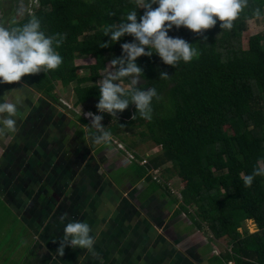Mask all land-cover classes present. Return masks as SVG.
I'll list each match as a JSON object with an SVG mask.
<instances>
[{
    "label": "trees",
    "instance_id": "1",
    "mask_svg": "<svg viewBox=\"0 0 264 264\" xmlns=\"http://www.w3.org/2000/svg\"><path fill=\"white\" fill-rule=\"evenodd\" d=\"M256 8L264 14V0H249V7L230 31L222 30L219 20L203 36L173 27L168 35L193 45L199 58L187 64L181 61L177 67L164 64L155 53L138 58L143 69L140 86L155 88L159 96L151 105L152 119H142L135 105H130L117 119L105 113L102 121L111 134L109 142L126 143L129 149L138 142L159 147L158 153L147 157V165L134 163L137 170L131 181L143 180L152 190L162 189L178 203L177 213H186L194 226L207 230L214 239H228L230 249L221 264H264V177H256L250 188L241 178V173L252 174L264 159V29L249 38L248 48L243 44L248 22L260 20L253 16ZM132 10L137 11L138 21L146 11L137 8L134 0H38L37 5L31 0H0V26H22L34 16L46 35H63V44L55 49L63 59L61 66L27 81L53 97L57 83L65 91L72 87L74 110L100 115L97 83L111 59L122 56L121 45L134 42V37L125 35L112 43L103 29L121 23ZM13 12L17 18L8 25ZM102 43L110 46L103 48ZM78 58H92L94 63L79 67ZM80 70L86 74L80 76ZM161 72L169 79L161 80ZM90 129L95 141L100 132ZM131 136L138 140L128 139ZM134 155L138 160L145 157ZM162 167L163 183L152 181L149 169ZM172 177L183 183L180 202L177 192L168 188ZM248 220L256 224L257 232H239Z\"/></svg>",
    "mask_w": 264,
    "mask_h": 264
},
{
    "label": "crops",
    "instance_id": "2",
    "mask_svg": "<svg viewBox=\"0 0 264 264\" xmlns=\"http://www.w3.org/2000/svg\"><path fill=\"white\" fill-rule=\"evenodd\" d=\"M42 94L44 100L28 108L33 115L27 118L26 131L14 142L13 135L0 139V201L33 238L21 264H221L223 239L198 229L186 213H177L176 204L174 215L164 211L162 189L143 186V180L132 182L133 173L114 182V172L127 167L117 163L125 152L107 146L109 141L96 144L84 115L85 123L77 119L84 134L71 129V123H78L72 113L80 115L82 109H60L57 90L54 98ZM53 118L57 123L48 124ZM141 187L142 193L131 195ZM73 221L89 224L95 240L92 251L66 246L63 257L55 256L66 224Z\"/></svg>",
    "mask_w": 264,
    "mask_h": 264
},
{
    "label": "clouds",
    "instance_id": "3",
    "mask_svg": "<svg viewBox=\"0 0 264 264\" xmlns=\"http://www.w3.org/2000/svg\"><path fill=\"white\" fill-rule=\"evenodd\" d=\"M139 9H145L143 16H137V11H130L121 23L108 24L104 27L105 36H110L111 42L116 43L125 35L134 37V42L121 45L122 56L113 58L105 68V74L98 81L100 90L99 102L96 105L100 115L87 113L91 121L90 127L100 132L95 137V143L110 141L111 134L102 125L103 114L117 119L122 113L135 105L137 113L145 120L152 119L153 99H159L153 87L142 88L141 77L143 69L138 66L137 59L142 56L151 57L157 54L164 64L177 67L181 61L190 63L199 58V51L180 37H170L168 33L173 27L191 30L195 34L204 35L206 30L220 22L222 30H232L234 23L241 18L242 13L249 7V0H134ZM153 5L158 7L153 8ZM256 19H264L260 8L253 12ZM65 37L60 34L46 35L41 29L40 20L31 17L22 26L11 29L0 26V83H20L22 77L41 72L57 70L63 63L59 48ZM205 41L207 37H204ZM102 43L101 47H109ZM148 49V51H146ZM161 80L169 79L166 72H161ZM127 81V84L125 82ZM22 87L6 93L0 98V139L9 133L17 131L15 119L19 107L24 104ZM17 93L15 97L10 93ZM66 107L62 99L58 100ZM19 106V107H18ZM136 119V115L132 117ZM123 127V126H122ZM146 156V155H145ZM256 177H264V159L257 162L252 174L241 173L244 186L250 188ZM63 219V218H62ZM88 223L73 221L66 224L60 247L55 256L63 257L65 247L83 248L92 251L95 244L90 235Z\"/></svg>",
    "mask_w": 264,
    "mask_h": 264
},
{
    "label": "rangeland",
    "instance_id": "4",
    "mask_svg": "<svg viewBox=\"0 0 264 264\" xmlns=\"http://www.w3.org/2000/svg\"><path fill=\"white\" fill-rule=\"evenodd\" d=\"M33 1L35 2V0H31V3ZM23 3H22V5H23ZM13 6L15 9H17L19 7V5L17 3H15ZM8 7H9V5H8ZM12 8L13 7H10V9H12ZM16 13L17 12H13V15L9 16V22L8 23H11V24L15 23V20L17 18L15 16ZM2 16L4 17V14H2ZM0 19H1V17H0ZM263 29H264V19L249 21L248 26H247V30L245 32V36L243 39L244 48H248L249 38L251 36L257 34V33H260L261 31H263ZM92 63H94V60L89 59V58H78L76 60V65H78L79 67L86 66V65H89ZM85 74H86L85 70L79 71L80 76H84ZM104 74H105V71L103 72V75ZM30 76H32V75H30ZM30 76H26V77L28 78ZM27 78L22 77L21 82L16 83V84L0 83V98H2L8 92L22 87L24 84L28 85L23 89V95L25 97L24 104L26 105V107H19L18 106L19 110H18V113L15 117V119L17 120V125H16L17 131L15 133H9L8 134L11 136L13 135L11 138L12 142L17 140V138L19 137V133H21L22 131H26V129H27V126L29 123L27 118H29L30 116L33 115L32 111H28V108L33 109L35 104H37L40 100H44L43 94L41 96V93L38 94L37 91L35 92V99L33 98L32 91H34V89H33V86L27 81ZM57 85H58V87H57L58 100L63 98L69 102L70 106H74V95L72 92L73 88L68 87V90L65 91L64 88L60 85V83H57ZM5 90H6V93H5ZM11 94H17V93L13 92V93H10V95ZM58 106L60 109L64 108L59 104H58ZM66 108H68V107H66ZM66 110L69 113L73 112V111L68 110V109H66ZM79 112H80V115H78V114L74 115L72 113V115L75 116L76 123L78 122L77 119H79L85 123L86 121L84 120L82 115H84V117L86 118V116H87L86 114L88 112H86L84 110H81V111L79 110ZM20 113L22 115H19ZM77 113H78V111H77ZM42 116H44V113ZM87 119H89V118H87ZM50 121L54 122V124L57 123L55 118L48 119V121H47L48 124ZM56 126H57L56 128L58 129L57 124H56ZM70 128L71 129L76 128L81 134H84L85 129L83 128V126L81 124H79V122L77 123V127H75V125L73 123H71ZM40 130H44V127H42V129H40ZM76 135L78 136L77 133H76ZM79 139L84 141V138L79 137ZM128 139L138 140V136H131ZM108 145L110 147H113L115 144L112 142H109V143H107V146ZM133 150L135 151V153L139 154L140 156L147 155V157H149L150 155L158 153L159 147L154 146L151 142H145V143L138 142L137 147H135ZM117 163L122 164V165L127 166V167L119 168L114 172L113 181L116 183L121 182L122 181L121 179L129 177L132 173H135L137 170V168L134 164L131 165L129 163H125L124 160H122V159L119 160ZM163 169H164V167L160 168V177H161L162 181L165 180V176H166V174L164 175ZM181 182L182 181H180L179 178H177V177L173 178L172 177L167 183L169 191L177 192L176 197L178 198L177 199L178 202H180V200H181V195L179 193L180 189L183 186V183H181ZM123 192H125V191H123ZM146 197H147V195H146ZM163 197L167 201V203L164 206L166 208L164 211L171 212V216L174 215L175 210H176L175 204L178 205V203H176V201L173 200V198H169L165 195ZM149 198L150 197L148 196L147 199H149ZM0 213H1V216H0L1 217L0 218V259H2L4 256H6V258L4 259V261H2L1 264H21L20 260L23 258L25 259V257H23V255L24 254H25V256L28 255V250H29V247L31 246L33 238L31 236V234L25 229L23 224L20 221H18V219H16V217L13 216L9 210H5L1 201H0ZM190 220H192V219H190ZM238 230L241 233H243L245 230H248L250 233H255L258 231L256 224H254L253 221H249V220L244 222L242 224V227L239 228ZM228 241H229L228 239L224 238L222 240L223 244L220 242H218V243L224 245V247L227 251L230 249L228 247ZM17 250H18L17 255H16L17 261H14V260H12V256ZM210 250H211L210 246L208 248H205V251H210ZM219 252H220V249H217V253H219Z\"/></svg>",
    "mask_w": 264,
    "mask_h": 264
},
{
    "label": "built area",
    "instance_id": "5",
    "mask_svg": "<svg viewBox=\"0 0 264 264\" xmlns=\"http://www.w3.org/2000/svg\"><path fill=\"white\" fill-rule=\"evenodd\" d=\"M33 3H35V4H37L38 3V0H35V2L33 1L32 2V5H33ZM30 14H34V10L33 9H31L30 10ZM62 102H63V104L66 106V107H68L69 109H71L72 107L68 104V103H66L64 100H62ZM87 117V116H86ZM88 118V117H87ZM115 145H116V148L118 149V150H120V151H123V152H125V157H124V162H126V163H129V164H139L140 166H145V165H147V163H148V161H147V155L145 156V157H143V158H141V159H137L136 157H135V151H130L128 148H127V146L124 144V143H122V142H120V141H114L113 142ZM148 173H149V175L151 176V179H152V181H155V182H157V183H163V181L161 180V177H160V168H151V169H149V171H148ZM175 194V193H174ZM177 194V193H176ZM175 194V195H176Z\"/></svg>",
    "mask_w": 264,
    "mask_h": 264
},
{
    "label": "flooded vegetation",
    "instance_id": "6",
    "mask_svg": "<svg viewBox=\"0 0 264 264\" xmlns=\"http://www.w3.org/2000/svg\"><path fill=\"white\" fill-rule=\"evenodd\" d=\"M14 97H15V96H14ZM61 116H64V115H61ZM61 116L58 115V118H60ZM61 118H62V117H61ZM86 157H87V155H85V158H86ZM102 158H103V157H102ZM102 158H101V162H102V161L104 162L105 159H104V158L102 159ZM99 162H100V161H99ZM116 168H118V167H116ZM145 183H147V182H142L143 186L146 185ZM135 190H136V191H133V192L131 193L132 196L138 194V192H141V193L143 192V188H142V187H141V188H138V189H135Z\"/></svg>",
    "mask_w": 264,
    "mask_h": 264
}]
</instances>
